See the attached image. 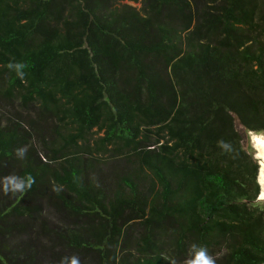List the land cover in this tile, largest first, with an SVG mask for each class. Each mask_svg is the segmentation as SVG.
Returning a JSON list of instances; mask_svg holds the SVG:
<instances>
[{
	"label": "trees",
	"instance_id": "16d2710c",
	"mask_svg": "<svg viewBox=\"0 0 264 264\" xmlns=\"http://www.w3.org/2000/svg\"><path fill=\"white\" fill-rule=\"evenodd\" d=\"M252 132L264 0H0V264H264Z\"/></svg>",
	"mask_w": 264,
	"mask_h": 264
},
{
	"label": "clouds",
	"instance_id": "9594fccd",
	"mask_svg": "<svg viewBox=\"0 0 264 264\" xmlns=\"http://www.w3.org/2000/svg\"><path fill=\"white\" fill-rule=\"evenodd\" d=\"M24 154V149L18 150V155L23 156ZM34 182V178L31 176L26 178L15 174L6 176L3 179V193L7 195L10 192L13 194L17 191L22 192L26 188H30ZM70 264H80V261L76 256H73ZM185 264H216V258L209 253L207 247L192 245L190 257L185 261Z\"/></svg>",
	"mask_w": 264,
	"mask_h": 264
},
{
	"label": "bare ground",
	"instance_id": "6f19581e",
	"mask_svg": "<svg viewBox=\"0 0 264 264\" xmlns=\"http://www.w3.org/2000/svg\"><path fill=\"white\" fill-rule=\"evenodd\" d=\"M252 140L257 150V156L261 159L262 162V167L258 176L261 183V197L264 198V135L253 133Z\"/></svg>",
	"mask_w": 264,
	"mask_h": 264
},
{
	"label": "rangeland",
	"instance_id": "374dc122",
	"mask_svg": "<svg viewBox=\"0 0 264 264\" xmlns=\"http://www.w3.org/2000/svg\"><path fill=\"white\" fill-rule=\"evenodd\" d=\"M252 134H253V132H252ZM252 134H250L249 137H246L245 146L249 148L250 152L253 153L254 158L257 159L258 164H259V174H260V169L262 167V162H261V159L257 156V150H256V148L254 146V143H253V140H252ZM258 182H260V181L258 180ZM259 184H260V189H261V183H259ZM261 191H260V194H259L258 198L260 199V201L262 202L263 207H264V198L261 197ZM49 214L52 217V219H54V220L59 219V217L62 215V214L60 215L59 213H53V211H52V213L49 212Z\"/></svg>",
	"mask_w": 264,
	"mask_h": 264
},
{
	"label": "water",
	"instance_id": "95a60500",
	"mask_svg": "<svg viewBox=\"0 0 264 264\" xmlns=\"http://www.w3.org/2000/svg\"><path fill=\"white\" fill-rule=\"evenodd\" d=\"M258 180H259V176H258ZM260 183V182H259Z\"/></svg>",
	"mask_w": 264,
	"mask_h": 264
}]
</instances>
